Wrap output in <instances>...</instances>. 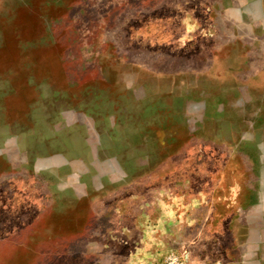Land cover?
<instances>
[{
	"label": "rangeland",
	"instance_id": "1",
	"mask_svg": "<svg viewBox=\"0 0 264 264\" xmlns=\"http://www.w3.org/2000/svg\"><path fill=\"white\" fill-rule=\"evenodd\" d=\"M259 4L0 0V264H264Z\"/></svg>",
	"mask_w": 264,
	"mask_h": 264
},
{
	"label": "crops",
	"instance_id": "2",
	"mask_svg": "<svg viewBox=\"0 0 264 264\" xmlns=\"http://www.w3.org/2000/svg\"><path fill=\"white\" fill-rule=\"evenodd\" d=\"M259 7L261 8V11H260V13L261 14H263L264 15V9H262V7H261V4H259ZM262 119V118H261ZM167 139V138H166ZM263 234H264V232H263ZM262 241L264 242V240H263V238H262ZM259 242H261V241H259ZM261 247V244H257L256 245V247H255V249H253V252H255L256 251V255H259L260 254V249H261V255L263 256L264 255V243L262 244V247ZM254 248V247H253ZM246 247L244 248V251H245V255L246 256H249V254H250V252H246ZM251 251V250H250ZM243 254H244V252H243ZM251 255H253V254H251ZM133 264H135V262H133ZM149 264H153V262H150L149 261ZM244 264H249V262L247 261V260H245V262H244ZM256 264H262L261 262H258V261H256Z\"/></svg>",
	"mask_w": 264,
	"mask_h": 264
}]
</instances>
